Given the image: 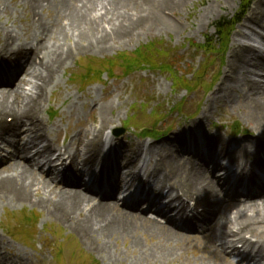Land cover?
<instances>
[{
  "label": "bare ground",
  "instance_id": "1",
  "mask_svg": "<svg viewBox=\"0 0 264 264\" xmlns=\"http://www.w3.org/2000/svg\"><path fill=\"white\" fill-rule=\"evenodd\" d=\"M193 1L22 0V13L29 11L37 16L38 12L49 10L52 15L51 19L44 16L36 20L34 17L24 29L15 26V19L11 27L8 21L2 26L0 138L7 134L14 137L16 148L8 155L9 161L0 166V205L4 206L8 202L14 206L30 203L32 206L44 207L51 218H57L67 223L72 230L80 231L84 241L91 237L98 239L97 248L92 247L91 242L88 243L102 254L111 250L113 239L117 241L122 238L130 239V248L139 250L141 259L165 261L173 256V250L165 253L159 244L148 247L142 242L146 241L145 236L180 243L187 239V234H180L176 230L174 226L178 222H183L185 229L193 234L202 227L200 224L197 226V222L204 221L206 231L202 239L206 240L203 248L206 251H203V257L206 254L214 256L212 264H230L227 260L231 254L235 256L236 252L241 256L236 264L249 259L257 261V264L264 261V187L262 191L254 193L248 188L246 194L238 195V188L245 183L241 179L236 182L233 199L229 202L224 199V195L232 172L227 169L228 174L226 172L221 176L215 173L221 166L218 159L227 160L233 167H238L241 175L248 177L247 186L252 187L256 183V173L264 170V49H259L255 44L264 45V34L260 32L264 30V0L256 1L242 24L244 30L237 35L244 41L235 40L232 43L222 82L211 97L214 98L212 101L225 98L230 103L236 98L239 108L245 109L246 118L253 121L259 130L258 135L237 143L238 146L229 150L221 134L204 128L198 130L211 110L209 99L203 115L195 123L197 128L191 124L157 144H146L148 152L156 153L159 157L150 176L162 178V183L169 187L166 196L167 199L171 196L168 206H162L163 210L159 211V214L168 212V225L148 219L146 212L142 214L131 207H119L116 197L103 195V198L97 199L93 192L94 188L102 186L111 188V194L118 187L122 189L118 173L124 167L126 169L128 162L135 156L124 152V159H121L115 148L118 143L113 141L112 144L111 139H106L102 145L106 129L114 122L111 114L113 103L100 106V126L86 131L84 136L78 133L70 145L57 152V145L48 135L46 121L40 117L48 90L76 55L81 52H103L147 30L181 32V23L177 21L175 13L187 9ZM234 1L200 0L201 8L191 12L193 18L188 26L201 29ZM13 2L0 0V18L9 21L13 18L10 8L18 10L12 5ZM21 66L23 69L19 70ZM18 71L30 78L14 81ZM24 85H28L29 89L25 90ZM72 108L74 106L71 104ZM7 114L12 117L10 122L6 119ZM201 138L205 143L200 144L207 147L210 157L187 158L186 150L191 148L194 151ZM6 146L0 150L7 149ZM106 146L110 151L103 153L102 148ZM183 148L185 151L181 154ZM56 153V161L60 164L44 170L52 159L50 157ZM97 163L101 165L95 176L92 172ZM56 172L62 174L63 182L53 177ZM90 174L93 176L90 180L92 183L86 190L88 192H84L81 187ZM139 174L134 177L138 179ZM128 183L133 184L131 180ZM160 194L158 191L154 199ZM147 198L149 204L158 206V203H152L150 197ZM142 203V199H139L136 206H142ZM124 204L126 208L130 206L127 201ZM217 216L223 218L222 223H218ZM218 225L219 231L215 233ZM215 239L220 243L217 248H220L226 260L216 259L217 253L211 242ZM235 241L243 244L242 250L236 247ZM117 256L115 253L108 257ZM11 260H16L15 264L23 261L20 254L14 255ZM11 260L0 256V264H9Z\"/></svg>",
  "mask_w": 264,
  "mask_h": 264
},
{
  "label": "rangeland",
  "instance_id": "2",
  "mask_svg": "<svg viewBox=\"0 0 264 264\" xmlns=\"http://www.w3.org/2000/svg\"><path fill=\"white\" fill-rule=\"evenodd\" d=\"M199 1L194 0L187 9L175 13L177 21L181 23V32L147 30L129 40L120 41L103 52H81L76 55L73 61L67 64L48 90L44 101V109L40 113V117L46 121L49 128V137L57 145L55 147L56 152L60 148L70 145L78 133L84 136L86 131L100 126L99 108L104 103L114 104L111 113L114 116V122L106 129L105 135H103L104 138H102V145L106 142V139H111L112 144L113 141H116L118 144H115V146L117 145L116 149H118V155L121 159H124L122 157L124 152L130 156L132 153L136 155L140 150L146 152L143 153V159H145L148 155V149L144 143L157 144L162 139H167L174 133H179L181 129H185L186 126L191 124H194L197 128L195 123L203 115L209 99H211V110L208 112V118L204 120L203 125L198 126V130L204 128L211 132L216 131L226 139V142L231 143L230 147L238 146L237 143L255 138L258 135L259 130L253 121L246 118L245 109L239 108L236 98L231 103L225 98L218 101H212L214 98H211L215 88L222 82L223 73L228 66L227 62L232 43L235 40L244 41L237 34L244 30L242 24L250 15L257 0H254L248 12L242 16L241 22L232 35L224 58L218 54L211 56L201 49L196 50L194 44L203 45L206 39L214 34V24L217 21L233 19L238 14L240 15L244 0H235L204 27L195 29L188 26V24L193 18L191 12L201 8ZM12 5L17 7L18 10L14 7L10 8V14L13 15L10 21L4 17L0 18V38L4 22L8 21V26L11 27L15 19V26L24 29L28 27L26 23L31 22L32 19L34 20V17L36 20L42 19L44 16H46V19H51L52 13L49 10L40 11L37 16L29 13V11L22 13V0H14ZM61 23L65 24L66 22ZM260 32L264 34V30ZM156 41H163L167 48L175 50L174 60L179 61L177 66L179 71L188 74L195 72V77L193 74L188 75V79H193L192 83L198 82V85L195 88L193 87L192 92L175 90L168 73L153 71L149 68H141L126 73L124 68L117 66L113 78H109L106 73L99 80L84 78L89 69H103L107 61L120 55H132L144 45ZM262 46V44L259 45V47ZM209 56H211L210 59H207ZM205 64L209 65L210 68L208 71H204L203 77L200 78L199 70ZM21 69H23V66L20 67ZM20 73L15 76L14 81L19 80L21 82L30 78L26 76L23 79L24 73ZM10 79L13 80L12 77ZM24 89L28 90L29 86L24 85ZM180 101L185 102V107L182 110H177L174 107ZM71 104L74 106L72 109H70ZM134 110L139 111L140 117L137 123L142 121L143 130L131 127L130 122ZM152 112H154L153 115L158 112V114L165 116V120L156 126L155 131L152 128L153 116L150 115ZM6 119L10 121L12 117L7 114ZM236 125L240 126V132L233 135L231 130ZM123 129L124 132H121ZM115 131L118 136L115 135ZM142 133L156 135V138H145ZM89 136L91 137V135ZM6 140L8 141L9 138ZM6 147L8 150L13 151L14 149L11 144ZM138 147H140V150ZM217 148L220 149L218 144ZM184 151L183 148L181 154ZM151 154L149 157H152L151 164L154 165L159 157L156 153ZM1 158H5L3 154ZM120 158H118L119 161ZM136 167L137 165L128 162L127 168H132L135 171ZM47 168L48 166L45 167V170ZM161 179L158 177L152 179L157 186L159 185V188L162 184ZM163 189H168V186H162ZM233 193L234 188L230 190L225 188L224 199L229 202L232 201ZM239 199L244 200V198ZM217 220L218 223L223 222V218L219 216H217ZM199 224L202 227H199V230L193 234L187 233L185 235L187 239L180 243L160 241L156 236L152 238L145 236L146 241L142 240L144 245L147 244L148 247H151L154 244H159L165 253L168 250H173V256H170L168 260L154 262L149 259L145 260V258L141 259L139 257L140 251L130 248V239L120 238L117 241L113 239L111 241L112 251L106 249L107 251L102 254L92 248H97L98 239L91 237L84 241V236L80 231L77 229L72 230L67 223L57 218H51L46 208L32 206L30 203L14 206L6 202L4 206L0 205V256L11 260L14 255L18 256L20 254L23 259L20 262L21 264H204L205 262L212 264L214 256L206 254L205 258L203 257V251H206L203 249L206 240L202 238L205 235L206 226L204 221L198 222L197 226ZM218 231L219 225L216 227L215 233ZM178 232L186 234L180 230ZM88 242H91L92 247ZM211 242L218 256H216V259L218 261L221 258L226 260L220 248H217L218 240L215 239ZM115 253L118 255L117 257H108L109 254L113 255ZM15 262L16 260H11L9 264H15ZM227 262L236 264L231 259H228Z\"/></svg>",
  "mask_w": 264,
  "mask_h": 264
},
{
  "label": "trees",
  "instance_id": "3",
  "mask_svg": "<svg viewBox=\"0 0 264 264\" xmlns=\"http://www.w3.org/2000/svg\"><path fill=\"white\" fill-rule=\"evenodd\" d=\"M254 0H244L242 5V9L240 15L238 14L233 19H221L214 24L215 34L208 37L204 45L194 44L197 49H203L209 54L218 53L222 57L226 54L230 38L233 34V31L236 28V25L240 22L242 16L245 12L250 8L252 2ZM174 52L175 50L171 48H167L163 41L151 42L147 45H144L142 48L136 50L132 55H120L119 57H115L109 61H107L106 65L103 66V69H89L88 74L84 76V78H92V79H101L103 74L106 73L109 78L115 77V67L121 66L125 69L126 73H131L134 70H138L141 68H150L153 71H163L170 75V78L173 80L174 89L183 90L187 89L189 92H192L197 85L198 82H190L187 78L188 73H181L178 70L177 66L179 61L174 60ZM208 68L204 67L201 71H199V77H203L204 71H207ZM196 75V74H194ZM185 106L184 101L179 103L176 107L177 110H182ZM152 112L150 115L153 116V129L156 130V126L165 120V116L158 114V112L153 115ZM139 119V111L134 110L133 120ZM134 124L133 127L140 128V124ZM238 130V127L237 129ZM146 136L151 134L145 133ZM160 132L158 133V135ZM156 136V135H155Z\"/></svg>",
  "mask_w": 264,
  "mask_h": 264
}]
</instances>
